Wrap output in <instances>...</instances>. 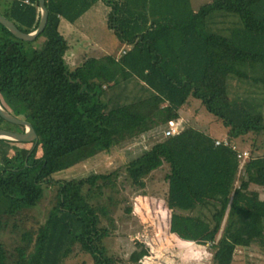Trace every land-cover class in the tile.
Masks as SVG:
<instances>
[{
  "label": "trees",
  "instance_id": "16d2710c",
  "mask_svg": "<svg viewBox=\"0 0 264 264\" xmlns=\"http://www.w3.org/2000/svg\"><path fill=\"white\" fill-rule=\"evenodd\" d=\"M96 5L109 8V27L126 49L76 67L60 26ZM45 6L39 49L38 38L21 41L0 24V104L38 136L27 151L0 139V264H65L75 251L91 264H120L107 240L116 230L110 208L125 201L113 197L121 194L123 174L54 177L166 130L193 100L224 126L231 145L251 136L252 160L239 172L231 146L217 147L186 127L160 135L128 162L124 180L141 194L144 178L169 164L171 234L188 244L257 247L264 254V154L254 156L264 153V0H211L197 10L191 0H45ZM0 14L33 33L39 0H0ZM0 130L24 127L0 117ZM47 189L54 191L49 214L36 220L30 211ZM7 232L16 236L12 243L2 238Z\"/></svg>",
  "mask_w": 264,
  "mask_h": 264
},
{
  "label": "rangeland",
  "instance_id": "374dc122",
  "mask_svg": "<svg viewBox=\"0 0 264 264\" xmlns=\"http://www.w3.org/2000/svg\"><path fill=\"white\" fill-rule=\"evenodd\" d=\"M210 1L191 0V6L197 10ZM109 12V8L96 5L77 22L73 24L62 22L60 32L70 46L68 60L71 64L77 67L84 59H99L103 56L118 57L120 52L126 49L109 27ZM43 42V37L38 38L33 48H41ZM2 104L5 105L3 102ZM179 122L182 123L183 128H195L211 138L217 140L227 138L224 126L208 114L198 100L190 101L189 105L183 108ZM8 128L17 132L22 130L17 126ZM164 131L165 129H159L128 142L110 155H101L94 160H89L57 174L54 179L57 181L81 179L116 169L123 174L119 187L122 195L117 194L113 197L125 201L117 208H110V214L116 221L114 224L116 230H112L113 237L107 240L110 250L123 259L120 264H264V254L257 247L236 248L233 251L220 250L211 245L184 243L170 233V212L165 203L167 179L170 176L168 164H164L166 166L144 178L146 188L141 194H138L139 192L131 188L124 180L125 165L150 149ZM233 144L239 151L247 150L252 155L251 136L237 139ZM14 146L25 151L33 147L32 143H18ZM14 154L15 152L12 151L7 161ZM262 154L264 153L259 152L254 156ZM259 192L261 199L264 200V190L260 189ZM53 195V189L45 190L42 202L30 211L36 220L46 219ZM128 207L132 209L131 214L125 213ZM2 238L7 243H12L16 236L7 232ZM74 253L65 261V264H91L89 256L76 251Z\"/></svg>",
  "mask_w": 264,
  "mask_h": 264
},
{
  "label": "water",
  "instance_id": "95a60500",
  "mask_svg": "<svg viewBox=\"0 0 264 264\" xmlns=\"http://www.w3.org/2000/svg\"><path fill=\"white\" fill-rule=\"evenodd\" d=\"M39 9L40 22L38 28L33 33L25 34L21 32L11 21H9L1 14L0 24L3 25L15 38L28 43L33 42L42 34L47 25L48 20V10L45 6V0H39ZM73 70H76V68H74ZM0 117L10 124L24 127L23 133H17L8 130H0V139H6L19 143H34V145L38 142V136L33 126L29 122L18 119L11 115L1 106V104Z\"/></svg>",
  "mask_w": 264,
  "mask_h": 264
},
{
  "label": "built area",
  "instance_id": "2783aa9c",
  "mask_svg": "<svg viewBox=\"0 0 264 264\" xmlns=\"http://www.w3.org/2000/svg\"><path fill=\"white\" fill-rule=\"evenodd\" d=\"M27 3V2H26ZM123 53V51L121 52ZM183 130L182 123L179 122V120L176 123H171L170 126L163 132L165 137H171L175 136L181 133ZM215 146H231V148L237 152V158L239 160V172H241L244 167L252 160V155L249 151L243 150L239 151L237 147L229 142L227 138H223L220 140L215 139Z\"/></svg>",
  "mask_w": 264,
  "mask_h": 264
},
{
  "label": "crops",
  "instance_id": "0c3cea01",
  "mask_svg": "<svg viewBox=\"0 0 264 264\" xmlns=\"http://www.w3.org/2000/svg\"><path fill=\"white\" fill-rule=\"evenodd\" d=\"M222 137H223V136H222ZM213 139H214V138H213ZM164 166H166V165H163L162 167H164ZM162 167H161V168H162ZM167 167L169 168V170H170L169 172L171 173V168H170V165L168 164V166H167ZM161 168H160V169H161Z\"/></svg>",
  "mask_w": 264,
  "mask_h": 264
}]
</instances>
